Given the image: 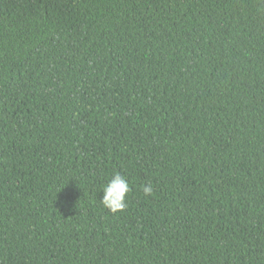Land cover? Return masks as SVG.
<instances>
[{"label": "trees", "instance_id": "16d2710c", "mask_svg": "<svg viewBox=\"0 0 264 264\" xmlns=\"http://www.w3.org/2000/svg\"><path fill=\"white\" fill-rule=\"evenodd\" d=\"M0 264H264V0H0Z\"/></svg>", "mask_w": 264, "mask_h": 264}, {"label": "clouds", "instance_id": "9594fccd", "mask_svg": "<svg viewBox=\"0 0 264 264\" xmlns=\"http://www.w3.org/2000/svg\"><path fill=\"white\" fill-rule=\"evenodd\" d=\"M103 195L100 199L104 208L112 213L123 211L127 207L126 197L131 191L128 180L121 173L116 172L102 187ZM145 196L151 195L153 186L149 182L142 187Z\"/></svg>", "mask_w": 264, "mask_h": 264}]
</instances>
